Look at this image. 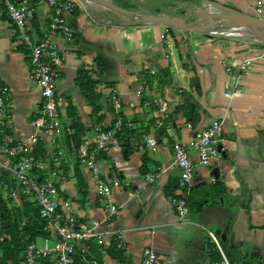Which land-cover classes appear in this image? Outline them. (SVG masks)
<instances>
[{
	"label": "crops",
	"instance_id": "crops-1",
	"mask_svg": "<svg viewBox=\"0 0 264 264\" xmlns=\"http://www.w3.org/2000/svg\"><path fill=\"white\" fill-rule=\"evenodd\" d=\"M76 1L78 7L70 19L74 39L66 42L54 36L64 61L57 90L66 130L53 144L41 142L39 149L46 151L48 165L59 162L61 195L71 198L79 216L100 219L103 211L89 188L86 170L75 160L72 135L80 141L92 138L99 124L114 118L107 101L111 90L120 94L121 115L127 123L114 137L103 162L107 177L120 182L113 197L122 206L112 226L124 230L125 253L117 251L113 241L105 255L89 244L88 262L83 264H140L146 247L157 251L161 264H212L211 254L219 256V250L205 229L196 225L205 207H216L210 209L206 221L231 263L264 264V44L237 36L181 31L136 18L138 12L207 6V0H112L132 14L88 0ZM208 1L256 16V0ZM155 2L174 5L160 9ZM49 17L48 6L39 3L29 18L36 36H44ZM8 28L0 5V85L10 91L11 131L23 135L31 131L29 121L39 106V92L29 78L25 51L13 41ZM250 57L255 60L249 70L236 65ZM79 70L82 77L96 81L89 91L78 83ZM144 80L150 92L135 97L134 88ZM95 94L98 99L90 97ZM156 96L166 99L169 107L166 128L159 130L154 124L156 106L151 103ZM213 118L223 120L221 161L202 167L191 153L196 164L195 188L188 198L192 209L179 219L168 202L178 177L172 165V144L188 143L194 130ZM146 135L159 141L155 149L144 144ZM153 172L155 180L149 183L145 175ZM211 174L216 184L208 181ZM10 203L22 205V200Z\"/></svg>",
	"mask_w": 264,
	"mask_h": 264
},
{
	"label": "built area",
	"instance_id": "built-area-1",
	"mask_svg": "<svg viewBox=\"0 0 264 264\" xmlns=\"http://www.w3.org/2000/svg\"><path fill=\"white\" fill-rule=\"evenodd\" d=\"M39 3L50 9L48 26L43 37L35 35L29 18ZM8 19V31L13 41L20 45L27 59L29 78L39 92V106L29 121L31 131L17 135L10 126V91L0 85V190L6 195L0 208V242L7 239V226L17 220L23 210V202H28L38 211L43 220L47 235L41 245L35 239L21 248V264H83L88 262L87 248L95 244L103 255L107 254L112 241L117 250L125 253L124 230L113 227V221L122 204L114 200L113 193L120 187L119 180L107 177L103 169L105 156L117 133L125 123L121 115L122 101L119 92L111 90L107 95L108 104L115 112L110 122L99 124L92 138H84L75 150V160L86 172L89 188L95 195L103 216L84 218L73 209L71 198L61 195L60 181L63 179L60 164L48 165L44 161L46 151L39 149L41 142L53 144L66 130L65 117L61 114L62 96L57 90V80L61 75L64 61L55 35L70 42L75 30L70 19L77 10L76 0H0ZM208 5V4H206ZM210 5V4H209ZM256 17L264 21V0H256ZM255 58H245L236 65L247 71ZM226 71L230 73L231 67ZM150 92V84L144 80L133 90L135 97ZM156 106L154 124L156 128H166L169 107L166 99L156 96L151 101ZM188 127L191 124L188 123ZM223 131V120L213 118L205 127L195 129L188 143L172 144V165L178 169L175 190L168 196V202L179 219L189 215V195L195 184L196 164L191 155L194 152L198 165L211 167L219 164L222 158L219 144ZM146 146L155 149L159 141L155 136H144ZM161 142L167 144L166 138ZM156 173H147L145 180L153 182ZM208 181L216 184L217 179L210 175ZM9 195V196H8ZM28 198H30L28 200ZM8 199L22 200V205L7 202ZM11 204V205H10ZM23 220L26 219L22 215ZM207 236L217 246L220 259L214 264H233L223 254L214 232L207 230ZM140 264H161V259L153 247L144 248Z\"/></svg>",
	"mask_w": 264,
	"mask_h": 264
},
{
	"label": "trees",
	"instance_id": "trees-1",
	"mask_svg": "<svg viewBox=\"0 0 264 264\" xmlns=\"http://www.w3.org/2000/svg\"><path fill=\"white\" fill-rule=\"evenodd\" d=\"M83 71L79 70L77 75V80L80 86L83 85L84 88H91L95 85V80L90 79L88 76L83 75ZM89 91V89H88ZM92 94V93H91ZM88 95V94H87ZM98 99V95H91L90 97ZM73 126L75 123L72 124ZM75 146H78L80 143L79 138L72 135ZM0 208L2 213L6 215L5 206L0 203ZM22 215L26 219L25 221L22 218ZM43 220L39 217L38 211L36 208H33L30 203L23 202V210L21 214L17 216V220L7 226L6 231L9 237L6 240L0 242V264H7L8 260L11 264L16 263L15 259L17 255L20 254V248L30 240L35 239L39 236H46L47 233L42 230ZM113 246L115 247V242L113 241ZM116 249V247H115ZM119 251V250H117ZM21 257L18 256V259Z\"/></svg>",
	"mask_w": 264,
	"mask_h": 264
},
{
	"label": "rangeland",
	"instance_id": "rangeland-1",
	"mask_svg": "<svg viewBox=\"0 0 264 264\" xmlns=\"http://www.w3.org/2000/svg\"><path fill=\"white\" fill-rule=\"evenodd\" d=\"M154 3V2H153ZM156 3V2H155ZM157 6H159V8H167L168 6H173L174 4L168 2L166 4V2H158L156 3ZM162 4V5H161ZM209 8L207 6H202L200 4L194 5L192 7H187V8H175V10H173L172 8H169L167 10V12H156V14H168L171 17H176L178 19H183L187 22L188 26H193L195 29L192 31H197L199 33H202L204 35L207 36H212V35H216V36H224V37H228V38H234L235 36L237 37H241L244 40H252L253 42L255 41L258 44H264L263 41H261L259 38H249L248 37V31L244 30L240 27V26H234V27H229L228 25H226V23L224 22H219L217 23V21H222L221 16L219 15H213V16H207V17H201L199 20L197 19V14H199L202 10H208ZM212 10L214 12H216V14H218V12H220L218 9L216 8H212ZM175 13V14H173ZM174 15H178L174 16ZM181 17V18H180ZM235 21V20H234ZM170 27V26H169ZM172 28V27H171ZM231 30V31H229ZM242 31V32H239ZM6 195L5 190H0V200L4 198V196ZM9 196V195H8ZM30 198H28L29 200ZM7 202H12V199H8ZM1 203V201H0ZM12 204V203H11ZM10 204V205H11ZM189 207L192 209V207L189 205ZM9 237V235H7V238ZM35 242L39 245H41L43 243L42 238L36 237L35 238ZM218 252V249L217 251ZM17 258L15 259L14 264H19V259ZM212 257V258H211ZM210 259L213 260L214 264L216 261H218L220 259V255H216L214 253L211 254ZM7 264H11V262L8 260Z\"/></svg>",
	"mask_w": 264,
	"mask_h": 264
},
{
	"label": "water",
	"instance_id": "water-1",
	"mask_svg": "<svg viewBox=\"0 0 264 264\" xmlns=\"http://www.w3.org/2000/svg\"><path fill=\"white\" fill-rule=\"evenodd\" d=\"M32 1L35 2L37 0H32ZM88 1L93 2V3H97V4L106 5L107 7L111 8L113 10L120 11V12H123L125 14H132V12H130L129 10L121 9V8L115 6L112 3V0H88ZM205 3L208 5L210 4L211 6H213L214 8H216L220 11L221 10L224 11L226 13L225 17L231 18L239 24L247 26L251 29H255V30L264 32V21L261 20L260 18L256 17V16H253L251 14H243V13L237 12V11H235L229 7H226L222 4L211 2L208 0ZM214 15H219V13L214 14ZM211 16H213V15H211ZM219 16H221V18L224 17L222 15H219ZM197 17H198L197 18L198 20L201 17L203 18V16H201L200 14L199 15L197 14ZM136 18L140 22L161 23V24H165V25L170 26V27L177 28L181 31H187V30H194L195 29L193 26H188L187 22L185 20L178 19L176 17H171V16L166 15V14L138 12V13H136ZM196 117H197V111H194V119H196ZM218 147H219V150H221V146L219 145ZM223 156H224V154H223ZM194 188H195V184H194L193 189ZM210 209H216V207H210V208L205 207L203 209L202 213L199 215V221L200 222L198 224H196L197 226H199L200 229L204 228L206 231V234H207V230H210V227H211V225L209 223L207 224V221H206L207 217L210 214L209 213ZM201 223L204 226L201 225ZM213 224H216V223L213 222Z\"/></svg>",
	"mask_w": 264,
	"mask_h": 264
},
{
	"label": "bare ground",
	"instance_id": "bare-ground-1",
	"mask_svg": "<svg viewBox=\"0 0 264 264\" xmlns=\"http://www.w3.org/2000/svg\"><path fill=\"white\" fill-rule=\"evenodd\" d=\"M207 7L209 8L208 10H204V11L202 10L199 13L201 16L206 17V16H211V15L216 14V12H214L212 10V8H214L213 6L207 5ZM223 12L224 11H222V10L220 12H218L219 15H222L224 17H222V21H217V23H219V22H223L224 23L225 22L226 25H228L229 27L240 26L243 29L242 31H244V30L248 31V37L250 36L249 38H251V37L252 38H259L260 40H262L264 38V32H261V31L255 30V29H251V28H249L247 26L239 24V23L235 22L233 19L225 17L226 13L225 12L223 13ZM229 31H231V30H229ZM242 31H239V32H242Z\"/></svg>",
	"mask_w": 264,
	"mask_h": 264
}]
</instances>
